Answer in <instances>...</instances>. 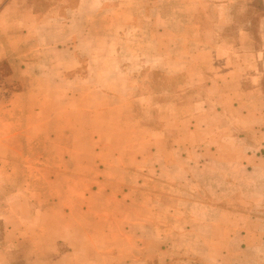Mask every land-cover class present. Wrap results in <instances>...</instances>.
I'll list each match as a JSON object with an SVG mask.
<instances>
[{
    "label": "crops",
    "instance_id": "crops-1",
    "mask_svg": "<svg viewBox=\"0 0 264 264\" xmlns=\"http://www.w3.org/2000/svg\"><path fill=\"white\" fill-rule=\"evenodd\" d=\"M153 8L136 56L97 32L134 1L0 0V264H264V0Z\"/></svg>",
    "mask_w": 264,
    "mask_h": 264
},
{
    "label": "rangeland",
    "instance_id": "rangeland-1",
    "mask_svg": "<svg viewBox=\"0 0 264 264\" xmlns=\"http://www.w3.org/2000/svg\"><path fill=\"white\" fill-rule=\"evenodd\" d=\"M39 7L40 11H44L47 7H51L52 5H59L63 6L68 5V6H74L78 0H33ZM95 2L96 0H88V2ZM132 1L135 2V9L130 12V18H133L137 21L136 25H132L129 27H125L123 25L120 26H110L105 24L104 26L97 27V32L98 34L103 33L104 38L103 40H119L120 43V49L121 52L123 53H128L130 52L135 53L136 56L139 54H142L144 52H153L155 53V50L158 48V44H155L152 42L153 38L150 35L151 34V27L149 26L150 23L146 24L145 22H149L150 18L154 17V5H155V0H104L105 3L111 4L112 2H120V3H125L128 4L129 2L131 3ZM156 14V13H155ZM105 17L104 20H108L109 18V23H112L113 20L116 21L114 17L118 16V19L123 20L124 18L127 17V14L125 12L120 11L117 15H113V17L108 16L107 17V12L104 13ZM155 32V30H153ZM109 35V38L113 39H107L106 37ZM90 40V39H88ZM138 62V61H137ZM147 69H152V72L149 77H146L143 80V84L145 85H151V87L155 90H160L163 88H168L171 86L175 85H180L183 83H186V78L184 75H178V76H165L163 75L160 71H157L158 69L156 65H149L146 67ZM8 71V67L5 63H0V75L6 73ZM145 81V82H144ZM157 100L159 99H164L161 97H156ZM153 105V104H152ZM164 112L161 110L159 107V104L153 105V108L151 109L152 113V123H159L160 120V114ZM186 112V109L184 110ZM184 129L187 127L188 122L185 121L182 123ZM256 180H261L264 181V177L261 175L255 176ZM250 180H252V175H247L245 181H247V185L249 184ZM247 192V195L249 196V200L254 201L252 204H248L245 209L248 211L250 214L255 215L256 218H253V220H249L248 225H251L253 223L256 224L257 229H258V224L264 223V188H256V189H250L247 188L245 190ZM247 225V226H248ZM259 228H263L262 226L259 225ZM250 240V238H249ZM250 255V254H249ZM264 256V253L260 254ZM55 258H53L52 264H57L60 261H57V256L58 254H54ZM264 258V257H263ZM70 264H74L73 262L71 263V260H69ZM154 264V258H149L146 262V264ZM171 264H176V260L170 261ZM18 264H25L24 261H19ZM62 264V263H61Z\"/></svg>",
    "mask_w": 264,
    "mask_h": 264
},
{
    "label": "trees",
    "instance_id": "trees-1",
    "mask_svg": "<svg viewBox=\"0 0 264 264\" xmlns=\"http://www.w3.org/2000/svg\"><path fill=\"white\" fill-rule=\"evenodd\" d=\"M148 264V263H147ZM154 264H171L170 262L167 263H160L157 259H154Z\"/></svg>",
    "mask_w": 264,
    "mask_h": 264
}]
</instances>
